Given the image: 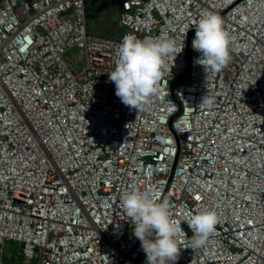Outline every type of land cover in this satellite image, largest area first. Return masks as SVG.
<instances>
[{
  "label": "built area",
  "instance_id": "obj_1",
  "mask_svg": "<svg viewBox=\"0 0 264 264\" xmlns=\"http://www.w3.org/2000/svg\"><path fill=\"white\" fill-rule=\"evenodd\" d=\"M88 1L0 0V264H146L121 207L134 188L169 201L175 264H264V0H123L120 38L88 31ZM206 13L233 38L219 72L195 62V34L187 52ZM162 32L183 50L138 112L108 72L126 34ZM205 209L219 223L194 251Z\"/></svg>",
  "mask_w": 264,
  "mask_h": 264
},
{
  "label": "clouds",
  "instance_id": "obj_2",
  "mask_svg": "<svg viewBox=\"0 0 264 264\" xmlns=\"http://www.w3.org/2000/svg\"><path fill=\"white\" fill-rule=\"evenodd\" d=\"M192 48L200 55L195 62L207 72L221 71L232 59V36L224 19L215 13L203 14L196 26ZM176 41L166 33L155 38L140 39L126 34L115 52L114 70L108 80L115 84L121 102L139 111L146 110L156 94L161 70L167 60L179 54ZM214 100L204 96L201 104L211 106ZM121 207L129 217L132 234L141 242L146 253V264H175L181 248L177 239L181 228L171 219L170 203L156 198L151 191L133 189L121 197ZM194 238L190 248L194 251L206 245L219 223L215 210L205 209L192 214L187 221Z\"/></svg>",
  "mask_w": 264,
  "mask_h": 264
},
{
  "label": "rangeland",
  "instance_id": "obj_3",
  "mask_svg": "<svg viewBox=\"0 0 264 264\" xmlns=\"http://www.w3.org/2000/svg\"><path fill=\"white\" fill-rule=\"evenodd\" d=\"M121 0H90L86 3L87 26L90 33L111 38H120L122 28L119 25L121 13ZM70 62L76 63L79 67L84 64V58L77 47L70 49L66 54ZM5 259H9V252L16 250L17 245L13 242L7 244Z\"/></svg>",
  "mask_w": 264,
  "mask_h": 264
},
{
  "label": "water",
  "instance_id": "obj_4",
  "mask_svg": "<svg viewBox=\"0 0 264 264\" xmlns=\"http://www.w3.org/2000/svg\"><path fill=\"white\" fill-rule=\"evenodd\" d=\"M195 31H196V30H192V31H190L189 34H188V37H187V52H188V48H189V44H190L191 37H192L193 34H195ZM185 78H186V77H184V78H180V79H177V80H173V81L171 82L170 87H171V92H172V94H174V86H175V84H176L177 82H179V81L184 80Z\"/></svg>",
  "mask_w": 264,
  "mask_h": 264
},
{
  "label": "snow or ice",
  "instance_id": "obj_5",
  "mask_svg": "<svg viewBox=\"0 0 264 264\" xmlns=\"http://www.w3.org/2000/svg\"><path fill=\"white\" fill-rule=\"evenodd\" d=\"M197 199H199V197H197Z\"/></svg>",
  "mask_w": 264,
  "mask_h": 264
},
{
  "label": "trees",
  "instance_id": "obj_6",
  "mask_svg": "<svg viewBox=\"0 0 264 264\" xmlns=\"http://www.w3.org/2000/svg\"><path fill=\"white\" fill-rule=\"evenodd\" d=\"M123 0H121V2H122Z\"/></svg>",
  "mask_w": 264,
  "mask_h": 264
}]
</instances>
